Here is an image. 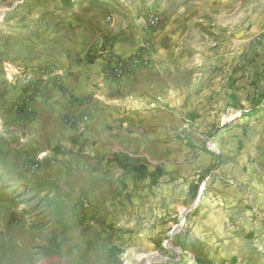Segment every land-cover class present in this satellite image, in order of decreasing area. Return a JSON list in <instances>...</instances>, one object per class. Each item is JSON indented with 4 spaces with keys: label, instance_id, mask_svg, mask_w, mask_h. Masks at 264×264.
<instances>
[{
    "label": "crops",
    "instance_id": "obj_1",
    "mask_svg": "<svg viewBox=\"0 0 264 264\" xmlns=\"http://www.w3.org/2000/svg\"><path fill=\"white\" fill-rule=\"evenodd\" d=\"M119 7L0 0V264H264V121L192 151L183 139L197 79L174 52L172 21L151 37L153 67L105 76L109 53L131 58L145 38ZM25 98L31 113L14 109ZM189 150L197 161L176 169L200 182L187 183L198 209L184 229L173 158Z\"/></svg>",
    "mask_w": 264,
    "mask_h": 264
},
{
    "label": "rangeland",
    "instance_id": "obj_2",
    "mask_svg": "<svg viewBox=\"0 0 264 264\" xmlns=\"http://www.w3.org/2000/svg\"><path fill=\"white\" fill-rule=\"evenodd\" d=\"M63 2L78 4L81 0ZM118 4L124 25L133 21L135 27L148 13L162 15L165 22L172 21L174 52L186 60L197 79L183 139L192 151L213 149L217 133L239 121H246L250 127L264 121V0H118ZM192 151L182 155L175 152L173 158L172 215L178 225L187 214L184 229L191 216L187 210L198 207L193 201L195 189L188 192L187 183L200 182L199 178L183 177L179 170L197 161ZM215 165L212 163L211 169ZM62 223L72 227L70 218ZM162 255L154 252L148 260L160 259ZM125 262L113 260V264Z\"/></svg>",
    "mask_w": 264,
    "mask_h": 264
},
{
    "label": "built area",
    "instance_id": "obj_3",
    "mask_svg": "<svg viewBox=\"0 0 264 264\" xmlns=\"http://www.w3.org/2000/svg\"><path fill=\"white\" fill-rule=\"evenodd\" d=\"M108 22H112L111 17L107 18ZM165 27V19L162 15L157 13H148L145 20L143 21L142 31L145 35V38L139 45L136 53L131 58H120L113 54H110V58L113 62V66L106 69L105 76L109 79H119L127 74H130L136 67L138 66H146L153 67L154 64L151 62L152 57L155 55L152 35L154 33L160 32ZM5 72L10 73L8 78L12 81H16L21 79L32 91L35 90V85L33 83V77L27 72H20L17 70H11L10 67L5 68ZM58 82L60 83L61 77L58 75ZM22 102V103H21ZM17 102L14 105L15 110H19L22 104L26 105V110L28 113L32 112V108L30 106V98H25L23 101ZM88 118L86 116L82 117V119L78 122V126L81 123L85 122ZM1 124V120H0ZM1 126V125H0ZM210 146V145H209ZM42 156V155H41ZM36 167V164H34ZM90 207L89 202L86 198H82L77 203V210L80 213H83ZM186 219H182L179 224V228L185 226Z\"/></svg>",
    "mask_w": 264,
    "mask_h": 264
},
{
    "label": "bare ground",
    "instance_id": "obj_4",
    "mask_svg": "<svg viewBox=\"0 0 264 264\" xmlns=\"http://www.w3.org/2000/svg\"><path fill=\"white\" fill-rule=\"evenodd\" d=\"M204 190V189H203ZM156 257V256H155ZM153 260V259H152ZM155 261V260H154ZM149 262V261H148Z\"/></svg>",
    "mask_w": 264,
    "mask_h": 264
}]
</instances>
